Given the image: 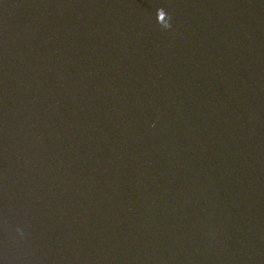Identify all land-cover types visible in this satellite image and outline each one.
<instances>
[{
	"label": "water",
	"instance_id": "95a60500",
	"mask_svg": "<svg viewBox=\"0 0 264 264\" xmlns=\"http://www.w3.org/2000/svg\"><path fill=\"white\" fill-rule=\"evenodd\" d=\"M0 264H264V0H0Z\"/></svg>",
	"mask_w": 264,
	"mask_h": 264
}]
</instances>
